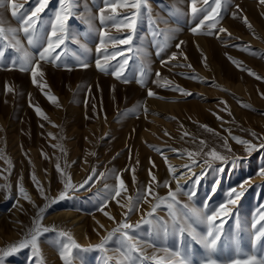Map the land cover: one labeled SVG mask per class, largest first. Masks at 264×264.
Here are the masks:
<instances>
[{"label":"rangeland","instance_id":"374dc122","mask_svg":"<svg viewBox=\"0 0 264 264\" xmlns=\"http://www.w3.org/2000/svg\"><path fill=\"white\" fill-rule=\"evenodd\" d=\"M14 3L22 6L19 11L26 16L37 0ZM197 6H202V0ZM102 7L103 0H76L74 15L68 21L71 36L59 50L61 60L56 64L41 62V83L47 85L43 91L33 85L30 70H20L23 53L14 48L4 50V41H0V50H4L0 58V250L24 240L44 209L40 224L50 229L38 241L44 264H63L58 244L64 239L59 236L61 231L68 232L81 249H89L76 250L74 264H117L123 259L121 233L97 246L125 220L127 197L135 198L138 190L147 187L151 169L158 182L156 195L166 197L177 183L182 186L177 200L187 209L178 206L181 221H185L183 213L188 209L210 214L228 199L231 189L240 191L242 182L250 178L251 186L245 185L237 204L229 206L232 212L224 218L222 237L211 258L223 264L238 254L241 258L264 256V239L254 246L252 227L264 206V176L257 174L264 168V149L257 147L249 153L247 144L232 138L257 146L264 143V4L260 0H223L217 27L226 28L231 36L221 33L217 38L207 35L206 29L197 34L190 31L206 14L193 17L191 0H144L132 50L125 53L128 65L123 79L111 74L114 68L100 71L96 67L97 59L103 62V56L96 52L101 30L117 39L131 34L122 25L119 31L111 22L101 25L98 15ZM59 8V0H50L41 14L38 30L43 40L39 46L30 47L23 32L16 33L31 57H37L46 43ZM244 17L251 27L244 23ZM0 22L5 28H20V18L12 16L7 3L0 4ZM181 41L178 50L176 44ZM113 47L111 41L107 42L109 56ZM174 52L178 54L176 60L161 63ZM77 57L88 67H79ZM14 61L16 66L12 67ZM178 88L192 95H183ZM149 90L155 95L148 96ZM49 95L57 101H50ZM37 107L42 115L35 111ZM225 140L231 151L224 148ZM201 141L205 142L203 152L192 157L198 163L189 172L184 167L190 163L187 152H199ZM172 149L184 155L177 156ZM212 149L229 162L204 155ZM206 159L210 168L204 163ZM169 165L174 166L176 178L169 174ZM101 173L105 175L101 177ZM93 174L96 178L80 189ZM116 175L121 176L127 191L111 199ZM69 181L73 187L65 190ZM61 193L65 198H60ZM191 193L194 195L189 200ZM105 200L107 206L101 211ZM158 203L154 197L142 199L137 210L128 215L127 223H140L138 228L128 230L133 241L141 242L145 256L155 252L163 257L164 249H179L188 253L192 264H200L208 255L199 243L206 226L189 214L186 223L196 229L197 239L178 229L167 235L161 230L157 235L159 218L172 224L166 207H158L151 218L145 215ZM146 220L151 223L142 222ZM137 256L134 254L132 264H155ZM38 260L29 246L5 257L3 264H37Z\"/></svg>","mask_w":264,"mask_h":264},{"label":"snow or ice","instance_id":"6c2138e0","mask_svg":"<svg viewBox=\"0 0 264 264\" xmlns=\"http://www.w3.org/2000/svg\"><path fill=\"white\" fill-rule=\"evenodd\" d=\"M4 3H7V5L11 8V14L14 18H20V28H5L2 22H0V41H4L2 48L4 50L8 48H14L15 51L23 53V55L19 58L20 70H30L33 85L41 88V90L43 91L45 88H47V85L45 83H41L44 75L41 69V62H51L53 64H56L58 61L61 60L62 56L59 50L62 49V47L66 43V40L71 36V33L69 32L68 28V21L74 15L76 0H59L60 8L58 11H56L55 19L51 22V31L47 33L46 43H43V46L38 53V56L35 58L31 57L29 53L21 47V42L17 39L16 33L18 31H22L27 39V44L30 47L39 46L43 40V37L40 36L38 30V21L41 20V14L46 10L48 4L50 3V0H37L36 7L31 11L30 14L26 16H21V12L19 10L20 8H22V6L14 3V0H0V4ZM260 3L264 4V0H260ZM103 4L104 7L99 9L98 15V19L101 25H107L109 22H111L113 25H116L118 27V31L121 30L119 26L122 25L124 28L129 29L131 34H128L126 38L117 39L116 37L112 36L109 32L101 30L99 32L100 43L97 44L96 52L98 56H103V62L101 61V59H97L96 67L100 71H108L110 68H114L111 74L117 79H123L124 73L128 65V59L125 58V53L126 51L132 50L131 45L134 38L133 34L139 22L142 8L144 7V0H103ZM197 4L198 0H191L190 11L192 16L197 17L202 12L206 14L203 15V18L199 20V23H197L194 27L190 29L193 34L201 33L204 29H206V34L209 36L215 35L217 38H221V33H227L229 36H231V34L227 32L226 28L217 27L219 24L223 0H202V6L199 7L197 6ZM237 8H239L238 5ZM124 9L128 10L127 13L118 11ZM233 15L235 16L236 13H233ZM244 23L248 24L246 17H244ZM248 27H251V25L248 24ZM109 41H111L114 45L113 49L111 50V56L108 55L109 50L107 48V42ZM182 43L183 42L181 41L180 43L176 44V48L178 50L181 48ZM117 44L120 46H125L124 49L122 50L121 48L116 47L115 45ZM4 50H0V58L4 56ZM177 55L178 54L174 52L172 53L171 57L168 58V60H163L161 61V63L167 64L172 60H176ZM179 55L184 56V53L179 52ZM184 59L186 60L187 57L184 56ZM77 60L79 61V67H88V64L80 60L79 57H77ZM110 60L115 61V64H110ZM15 66L16 61L13 62L12 67ZM185 66L191 67V65ZM65 67H68V65H65ZM248 71L249 74L256 75L255 73H252L251 70ZM156 75L158 78L160 77L159 72H157ZM256 78L260 79L259 76H257ZM156 82L158 83L159 79ZM166 86L171 87V85L167 83ZM6 90L9 92L12 91L11 88H7ZM177 90L180 91L183 95H192V93L186 92L184 89L178 88ZM154 95L155 93L152 90L148 91V96L151 97ZM48 98L52 102L57 101V98L55 96L49 95ZM221 103H224L226 105L225 101H221ZM35 111L38 115H42L41 109H39L38 107L35 108ZM165 134L167 135V133ZM185 135H187V133ZM232 138L238 143L247 144V151L249 153H251L257 147H259V149H264V143H260L257 146L250 144L248 141L240 140L237 137ZM204 143V141L200 142L201 149L199 152H187V155L190 158V163L184 165V167L189 172H191L192 167L196 166L198 163V161L196 159H192V157L199 156L203 152ZM224 148L228 151H231V149L228 147L227 140H225ZM160 151L163 155L162 150ZM172 151L177 156L184 155L183 152H180L176 149H172ZM204 155L210 157L212 160H220L224 161L225 163L229 162L227 157L221 155L215 149L204 153ZM164 159L165 161H167V157H164ZM204 163L209 168L211 167V163L208 159H206ZM153 167H155L154 164ZM168 167L169 174L173 178H176L177 174L174 166L169 165ZM57 170H60L59 165H57ZM223 170L224 169H220V171ZM148 174L150 179L147 187L143 191L138 190L135 198H133L132 196L127 197L128 206L127 210L123 213L125 220L120 221L118 226L112 229V231L109 232L108 235L102 239L101 245H98L97 247H102L106 241L111 240L113 238L114 234L121 233L123 237V246L120 251V255L123 257V259L118 261L117 264H132L134 254H138L137 258L142 260L151 259L155 262V264H192L191 259H189L188 253L182 252L179 249H164L163 251L166 253V255L163 257L157 256L155 252L152 254L151 257L145 256L141 248V242L139 240L133 241V238L129 235L128 230L138 228L140 226V223H137L136 225L127 223L126 220L128 215L132 211L137 210V205L142 199L147 201L150 197H154L157 201H159V203L153 204L151 211L146 213L145 215L151 218L154 216L157 208L163 206L167 208L168 215L172 218V224L170 226L167 224V222H164L162 218H159V222L155 227V234H161L162 230L163 234L167 235L170 230L178 229L180 233H184L185 231H187L189 236H191L193 239H197L198 234L196 232V229L191 224L186 223V217L190 214L192 217L195 218L196 222L205 225L207 229L206 234L199 238V243L203 245L204 249L208 253V255L200 262V264H219V262L216 259L211 258V256L215 253L217 245L221 240L223 233V224L225 222L224 218L231 214L232 207H234L239 201V199L243 196L244 191H246L245 185L251 186L250 178L242 182V184L240 185V191H237L235 188L231 189L227 193L228 199L224 203H221L219 206H217L215 210L210 212V214L207 210L197 211L195 209H188L187 213H183V215L185 216V221H181L180 219H178L177 208L178 206H180V202L177 200V194L180 192L182 186L177 183V187L175 190H172L170 188L166 197H160L154 193V187L158 186L156 176L152 173L151 169L149 170ZM257 174L260 176H264V168L258 170ZM61 175H63V172H61ZM104 175V173L100 174L101 177H103ZM181 175H183V173H181ZM95 178L96 177L94 174L90 175L88 179H86L83 184L79 186L80 189H83L85 186L89 185V183ZM33 179L34 182L37 184V190L40 191L41 195H43V189L39 185V182L35 181V177H33ZM116 180L117 185L114 189V195H111V193H109L111 199H116L117 197H120L123 192L127 191L125 182L123 181L120 175H116ZM165 184L167 186V182H165ZM72 187L73 185L70 181L65 184V190H68ZM107 188L108 186L105 185L106 190ZM21 191H23V189H21ZM193 195L194 193L189 194V200L192 199ZM60 198H65L64 193H61ZM117 203H119L118 200ZM106 206L107 200L104 201V204H102L100 210L103 211L104 207ZM120 206L124 207V205ZM180 207L187 209V205H182ZM43 212L44 209H41L40 213H38L37 218L33 221V227L30 229L29 233L26 235V238L24 240L20 241L18 245L13 244L8 246L6 250H0V264H3L5 257L16 253L21 248L29 246L33 249L35 255L39 257L37 264H44L38 241L40 236L43 233L50 231V229L42 227V225L40 224V215ZM104 214L106 216H109L107 212H105ZM258 217L259 218L255 220L252 225L253 229L255 230V238L253 240L254 246L257 241L264 239V206H262L261 210L258 212ZM109 219L114 220V217L109 216ZM142 222L151 223V220H146ZM101 227L103 226L101 225ZM59 236L64 238L58 241V244L60 245L59 257L61 261H63V264H74L76 250H89L81 249V246L72 238V236L68 232L61 231L59 233ZM65 240L67 242H65ZM241 255L242 254H238L237 258L229 259L223 262V264H264V256L258 257L257 255H248L245 258H241Z\"/></svg>","mask_w":264,"mask_h":264}]
</instances>
